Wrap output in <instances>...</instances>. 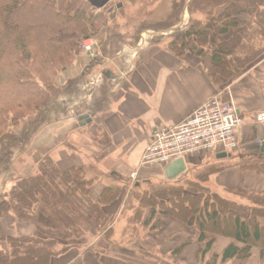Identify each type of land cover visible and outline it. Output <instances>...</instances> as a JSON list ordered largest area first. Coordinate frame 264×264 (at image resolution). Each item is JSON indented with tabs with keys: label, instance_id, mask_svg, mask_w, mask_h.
<instances>
[{
	"label": "trees",
	"instance_id": "1",
	"mask_svg": "<svg viewBox=\"0 0 264 264\" xmlns=\"http://www.w3.org/2000/svg\"><path fill=\"white\" fill-rule=\"evenodd\" d=\"M186 1L174 0L172 9L161 19V26H176L185 5L190 16L197 13L204 19H190L185 30L177 29L168 48L179 57L188 52L199 58L209 54L211 64L207 72L217 87L264 59V0ZM122 7H117V11ZM95 10L90 0H0V150L19 133L27 117L26 124L36 120L60 94L61 87L55 82L46 88L40 85L34 74V69L39 73L36 64L42 59L46 71L52 73L56 55H68L75 47L76 37L67 29L95 28L102 16L95 15ZM109 18L114 22L111 15ZM31 38L37 40L34 50L28 42ZM103 59L92 58L86 68H93ZM250 149L246 154L237 152L216 159L214 165L200 169L192 180L181 182L164 177L158 183L151 179L134 181L129 204L133 212L123 235L135 237L140 246L139 256L126 250L123 242L112 239L115 214L110 207L119 203L125 186L107 185L95 195L97 178L89 176L85 166L63 168L47 155L38 164L37 172L18 178L8 195L0 194V220L9 229L23 220H35L37 229L33 235L0 231V241L7 244L0 247V264H54L61 255L79 247L88 232L109 242L99 253L118 258L124 264H163L165 260L166 264H178L179 254L192 239L163 253L162 243L152 236L161 228L163 216L194 228L196 241L201 244V259L212 253L205 264H247L254 247H259V264H264V192L228 191L249 201L243 204L211 193L205 186L212 174L231 167L264 174V150L259 146ZM229 159L235 161L223 163ZM120 180L127 181H117ZM38 204L46 205L48 210L58 206L57 215L65 217H57L62 223H56L55 217L47 218L49 226L38 223ZM79 218L82 222L77 225L65 221ZM141 228L145 234L138 236ZM218 235L231 236L232 240L222 252L215 253L212 249ZM95 249L92 245L86 247L87 251Z\"/></svg>",
	"mask_w": 264,
	"mask_h": 264
},
{
	"label": "rangeland",
	"instance_id": "2",
	"mask_svg": "<svg viewBox=\"0 0 264 264\" xmlns=\"http://www.w3.org/2000/svg\"><path fill=\"white\" fill-rule=\"evenodd\" d=\"M189 1L190 0H187L186 4H188ZM120 3H122L123 7L117 11L116 7ZM173 3L174 0H111V2L105 6L106 8L104 7L105 10L103 8H96L95 15L102 14V16L98 17V24L95 28L87 26L81 29V27L78 26L74 29H67L68 32H71L70 34L76 37L73 51L68 55H56L52 73L46 71L45 62L42 61V59L36 64V66L39 64V73L34 69V74L36 78L39 79V83H41L40 85L42 87L44 86L46 88L50 85L49 83L55 82L56 86L61 87L60 94L56 96L53 103L36 120L26 124V122H28L27 117L20 125L22 127L18 130L19 133L12 138L8 145H5V147L0 150V194L8 195L14 188L18 178L37 172L38 164L42 163L47 155L55 161H58L63 168H68L80 160L86 161V163L91 162L92 164L94 162L100 163V166L104 169L105 167L106 169H111V167H113L112 158L105 159L109 154H113V146H111V143L104 136L103 130L96 128L95 125L88 126L87 124L85 126H80L77 115L78 113L84 112L92 115L94 112L90 111L89 108L94 107V103H100L93 102L92 100L90 102V99L94 97V94L97 95L98 92H105V88L108 90V86H100V83L95 86L91 83L94 77L93 73L99 72L101 68L103 69L101 64L104 63L106 57L112 59L124 47H138L144 43H160L159 45L169 49L168 43L171 35L176 33L177 29L179 31L185 30L189 26L190 19H204V16L197 13L190 16L187 11V5H185L180 15V22L174 27L164 28L160 24L161 19L172 9ZM109 15L114 19V22H111L112 20L109 18ZM73 31H75V34ZM31 39L28 42L31 44L32 50H34L37 46V40ZM38 39H40V37ZM87 45H91L93 53L100 57L103 56L104 58L90 69H87L86 66L92 59V54L91 50L87 48ZM105 53L107 56H105ZM205 58L210 59V55L204 54L202 59ZM263 60L264 59L261 61ZM40 66L43 72H47L46 74H41L42 71ZM245 73L246 72L236 76L234 79L220 86V88H224L225 92H227L226 87ZM48 76L49 78H46ZM222 98L231 100L226 97L224 92ZM72 119H74V121ZM253 143L255 144V142ZM253 143L243 146L239 144L237 150L232 153L235 154L239 150H242L240 153L246 154V151L249 152V150H251L250 148L254 146ZM257 145L256 143L255 146L257 147ZM214 154L215 153L212 151L209 155L205 156L204 160L206 161L198 170L194 169L197 165L187 166L186 172L177 177L176 180L184 182L185 180H192L195 178L199 170L206 167V164L211 163L210 165H214L216 163L217 158ZM223 163L227 164L232 162L229 159L223 161ZM87 167V174L89 176H94L97 180L100 179L101 181L106 180L105 177L100 178L102 174H97L89 170L90 166H88V164ZM109 176L119 175L113 173ZM163 177H166L164 172L153 175L151 179H153V183H158L163 181ZM209 179L205 182V186L209 187L211 193H217L220 196L235 200L239 203H249L246 199L230 192L220 191L215 183L211 182ZM134 181L136 180L129 176L127 181H124L125 184L122 183L127 189L128 196H126L128 198L122 203L121 207H119L118 203L110 207V211L115 214L112 239L116 242H123L124 248H127L126 250H133V255L139 256L140 246L139 243H135V237H131L128 233L123 235L124 229L128 224V218L133 212L129 204L134 191ZM36 207L38 208L37 211L41 218L38 223L49 226L50 221L47 220V218L50 217L51 219L55 217L54 220L56 223H62L59 218H57L61 215H57L58 206H51L49 210L44 204H38ZM60 217H64V215ZM65 221L67 224L73 223L76 225L82 222L80 218L77 221L71 222L68 219ZM177 226L178 229L176 232L172 230L168 238L162 241L157 240L159 243H162V252L168 253L182 241L192 239V243L185 247L179 254L178 257L180 258V262L178 264H205V262H208L212 253L208 254L204 260L201 259L202 257L199 255L201 244L196 241L197 238L194 228L186 227L181 223ZM171 227L173 229V226ZM36 230L35 220L18 221L13 230L7 227L4 220H0L1 232H11L16 235H33L36 233ZM143 234H145L144 230L142 228L139 229L138 236H142ZM95 236L96 235H93L92 232H88L87 236L83 238L84 242H81L82 244H80L79 247L74 248L86 250L87 246L92 245L97 249H95V252H98L109 246V242L104 240V237L97 238ZM154 240L156 239L154 238ZM231 240V236H216V242L212 251L215 253L222 252ZM6 246V243L0 241V247L5 248ZM155 250H157V248ZM104 255L107 254L104 253ZM161 261H164V259H161ZM165 261L167 262V260ZM259 261V247H254L253 256L247 264H259ZM164 262L162 263L166 264Z\"/></svg>",
	"mask_w": 264,
	"mask_h": 264
},
{
	"label": "crops",
	"instance_id": "3",
	"mask_svg": "<svg viewBox=\"0 0 264 264\" xmlns=\"http://www.w3.org/2000/svg\"><path fill=\"white\" fill-rule=\"evenodd\" d=\"M159 44L152 42L138 47L126 46L112 59L105 58L100 74L93 73L91 83L95 86L98 83L100 86H108V90L105 88V92H98L90 99V102L92 100L100 104L96 103L97 106L94 103L95 106L89 108L94 113L88 126L95 125L103 130L104 136L113 146V154L105 158H112L113 167L104 169L100 163L92 164L81 160L73 165L88 168V164L89 170L102 174L100 178H106L107 181L96 179L95 195L104 186L125 184L117 180L128 179L133 171L138 173L137 181L151 179L153 175L163 173L164 168L160 166H141L142 156L151 141L155 127L160 123L181 122L207 99L214 95L223 96V92L235 103L243 119V124L237 129L240 146L253 142L256 144L259 140L264 142V123H255V116L264 112V60L253 65L228 85L225 92L224 88L217 87L208 75L207 69L211 64L209 58L202 59L191 52L179 57ZM209 154L210 152H199L187 156V166L197 165L194 169L198 170L206 161L204 157ZM214 155L217 156V153ZM113 173L120 177H110ZM209 180L222 192H264V174L246 171L238 166L212 174ZM126 195L128 196V192L124 188L119 207L127 200ZM161 221V228L152 234L158 241L168 238L172 230L176 232L177 225L181 223L170 216L161 217ZM100 261L104 264H124L118 258L76 248L61 255L54 264H103Z\"/></svg>",
	"mask_w": 264,
	"mask_h": 264
},
{
	"label": "built area",
	"instance_id": "4",
	"mask_svg": "<svg viewBox=\"0 0 264 264\" xmlns=\"http://www.w3.org/2000/svg\"><path fill=\"white\" fill-rule=\"evenodd\" d=\"M91 50V45H87ZM92 58L97 55L91 50ZM255 123H264V112L255 116ZM243 124L232 100L214 95L178 123L158 124L142 156L141 166L166 168L174 161L199 152L232 153L239 147L237 129ZM258 145L264 143L257 141ZM131 178L137 180L133 171Z\"/></svg>",
	"mask_w": 264,
	"mask_h": 264
},
{
	"label": "water",
	"instance_id": "5",
	"mask_svg": "<svg viewBox=\"0 0 264 264\" xmlns=\"http://www.w3.org/2000/svg\"><path fill=\"white\" fill-rule=\"evenodd\" d=\"M109 2H111V0H90L91 5L98 9L104 8ZM121 6H122L121 3L117 5V7H121ZM77 120L79 121V124L81 126H84L92 122L93 116L90 115L89 113H82L77 115ZM262 150H264V144L262 146ZM229 156L230 154H228L227 152H221L217 154L216 157L217 159H224ZM186 170H187V163L185 159L180 158L174 161L173 163H171L170 165H168L164 169V173L167 179L172 180L179 177L181 174L186 172Z\"/></svg>",
	"mask_w": 264,
	"mask_h": 264
}]
</instances>
